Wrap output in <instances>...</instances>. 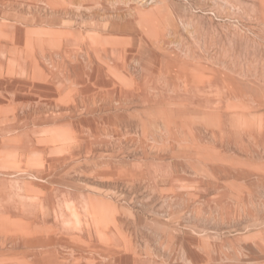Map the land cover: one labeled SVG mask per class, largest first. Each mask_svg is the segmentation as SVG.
Masks as SVG:
<instances>
[{"label": "rangeland", "instance_id": "rangeland-1", "mask_svg": "<svg viewBox=\"0 0 264 264\" xmlns=\"http://www.w3.org/2000/svg\"><path fill=\"white\" fill-rule=\"evenodd\" d=\"M0 264H264V0H0Z\"/></svg>", "mask_w": 264, "mask_h": 264}]
</instances>
